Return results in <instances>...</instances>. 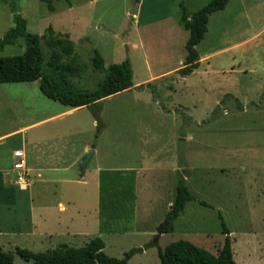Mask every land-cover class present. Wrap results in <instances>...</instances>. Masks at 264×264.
Returning <instances> with one entry per match:
<instances>
[{
  "label": "rangeland",
  "instance_id": "obj_1",
  "mask_svg": "<svg viewBox=\"0 0 264 264\" xmlns=\"http://www.w3.org/2000/svg\"><path fill=\"white\" fill-rule=\"evenodd\" d=\"M211 1L58 0L49 12L38 0H0V38L14 25L10 4L16 3L27 32L42 38L43 73L51 74L54 62L70 65L74 73L65 81L72 89L93 91L103 80L91 63L97 51L105 67L128 59L134 85L93 110L81 108L35 129L39 119L68 108L45 98L37 81L0 83V247L13 255V264H27L16 248L33 253L80 248L95 238L115 259L148 245L129 264H160L158 248L178 240L216 256L224 239L218 213L230 233L234 262L264 264V0H230L211 15L196 47L199 59H207L181 77L177 71L189 36L180 22L181 5L191 15ZM23 52L20 39L0 57ZM95 115L102 126L96 141ZM63 120L78 127L65 139L53 135L72 149L54 161L53 170H40L34 137L56 130ZM93 144L84 196L80 183L65 180L80 179L83 151ZM17 150L29 161L26 191L8 172ZM134 171H142L136 185ZM180 177L197 202L188 203L158 238L156 227L174 201ZM95 182L101 184L96 202L89 195ZM42 186L48 218L38 221L36 194ZM66 196L94 208L99 231L66 235L55 221L57 202Z\"/></svg>",
  "mask_w": 264,
  "mask_h": 264
},
{
  "label": "trees",
  "instance_id": "obj_2",
  "mask_svg": "<svg viewBox=\"0 0 264 264\" xmlns=\"http://www.w3.org/2000/svg\"><path fill=\"white\" fill-rule=\"evenodd\" d=\"M38 1L45 3L47 10L53 12L52 4L58 0ZM229 1L212 0L205 7L191 15L181 5L180 22L189 34L185 44L186 56L182 67L177 71L181 77H187L199 69L200 59L196 47L203 41L207 33L211 15L223 11ZM10 8L14 25L0 38V51L6 46L15 45L21 39L24 43V52L18 56L0 57V83H31L37 81L39 90L45 98L59 103L68 110L81 108L93 110L102 100L133 88V71L129 60L126 59L120 64L105 67L103 58L97 51H94L91 63L94 70L103 74V80L93 91L72 89V86L65 81L67 73H74V69L70 65L64 67L54 62L50 64L51 74L43 73L42 38L27 32L26 21L20 15L16 3H11ZM57 44H60V42ZM50 45L55 46L54 43ZM142 86L140 85L137 88ZM94 117L96 122L94 139L96 141L102 126L99 123L98 115ZM91 148H94V144ZM190 202H197V199L187 188L184 177H180L176 186L174 201L165 214L163 221L156 227L157 235H166L171 230L173 222L183 213L185 206ZM199 205L212 209L210 205L203 201H200ZM217 217L224 237L218 255L214 256L187 241L178 240L167 245L164 249L158 248L160 264H236L233 260L229 230L222 215L218 213ZM104 247L103 241L95 238L80 248L63 245L61 248L40 253L16 248L15 254L27 264H129L130 259L136 253L143 251L142 249H133L125 253L121 259H115L104 253ZM0 264H13V255L3 252L1 247Z\"/></svg>",
  "mask_w": 264,
  "mask_h": 264
},
{
  "label": "crops",
  "instance_id": "obj_3",
  "mask_svg": "<svg viewBox=\"0 0 264 264\" xmlns=\"http://www.w3.org/2000/svg\"><path fill=\"white\" fill-rule=\"evenodd\" d=\"M207 59L205 57L200 58L199 62L201 63L202 60ZM182 67V66H181ZM201 67V66H200ZM199 67V68H200ZM81 109H71L66 111L65 113L60 114L59 116H50L45 119H39L37 122L33 124V126L36 128H41L45 125H48L49 123L55 122V119H64L65 117H71L73 114H75L77 111ZM76 124V125H75ZM78 123H75L74 121L70 120H63L60 125H58V128L56 130L52 129L50 131L44 132V130H41L36 133L34 137V143H35V165L40 169V170H53L54 169V161H57L58 157L63 154L64 151H68V147H70V143L66 142L65 140L61 141L58 143L59 137L54 136L53 134H59V136H64L63 139H65V135L69 132V130H73L74 127L77 126ZM67 129V131H65ZM53 135V136H52ZM58 136V135H57ZM48 145V149H41L44 148L45 146ZM37 146V147H36ZM86 145L83 146L82 149H85ZM65 149V150H64ZM72 148L70 147L69 150ZM92 149L91 145L90 147H87L86 150L83 151V157L87 150ZM74 151V150H72ZM24 152V151H23ZM25 153V152H24ZM96 154V151H94V155ZM26 155V154H25ZM93 155V156H94ZM93 158V157H92ZM27 159V157H26ZM89 164V163H88ZM88 164L86 171L84 173L79 172L82 174L80 179H67L69 184L73 182L80 183L84 187V192L83 195L86 194V187L89 185L85 184L87 183V178H88ZM27 166L29 168V161L27 159ZM57 166V165H56ZM173 169V167H171ZM178 169V168H177ZM179 170V169H178ZM6 170H4L5 172ZM155 171H160V170H155ZM9 173L12 174V170L8 171ZM92 172H98V168L92 169ZM135 173V185L137 183L138 175L142 173V171H134ZM99 175V174H98ZM14 176V174H13ZM60 182V181H59ZM92 185H94V193H90L89 195L93 197V200H98L99 196V188L101 189V184L100 182H95ZM43 187L42 186L38 189V193L36 194V200H37V209H38V221H43L48 218V216H44V212L47 211L48 207L47 204L45 203V194L43 192ZM69 197V196H68ZM73 197L66 198L64 197L62 200H58L56 209L53 208V210H56V216L57 219L55 218V221L57 225L61 226V228L65 230L66 235L76 237V236H83L85 232L90 231L93 229L94 231L97 229L99 231L98 226L99 221L96 219V215L94 214V208L91 206L89 207L88 205H75L73 201ZM171 203L169 204L170 207ZM52 207V205H51ZM145 212L147 210H144ZM144 212V214H145ZM55 214V213H54ZM35 226V225H34ZM63 226V227H62ZM47 233L44 234L46 236ZM145 248H148V245L140 247L139 249L145 250Z\"/></svg>",
  "mask_w": 264,
  "mask_h": 264
},
{
  "label": "built area",
  "instance_id": "obj_4",
  "mask_svg": "<svg viewBox=\"0 0 264 264\" xmlns=\"http://www.w3.org/2000/svg\"><path fill=\"white\" fill-rule=\"evenodd\" d=\"M13 157L16 159L12 164V171L14 173L13 183H15L19 189L26 191L29 186L30 171L27 166L26 155L23 151H15Z\"/></svg>",
  "mask_w": 264,
  "mask_h": 264
},
{
  "label": "water",
  "instance_id": "obj_5",
  "mask_svg": "<svg viewBox=\"0 0 264 264\" xmlns=\"http://www.w3.org/2000/svg\"><path fill=\"white\" fill-rule=\"evenodd\" d=\"M93 155H94V150H92V149L87 150L84 158L81 160V162L79 164V171L80 172L84 173L86 171L87 164L89 163V161L91 160ZM157 237L159 238V235H157ZM153 245L155 246L156 243Z\"/></svg>",
  "mask_w": 264,
  "mask_h": 264
}]
</instances>
